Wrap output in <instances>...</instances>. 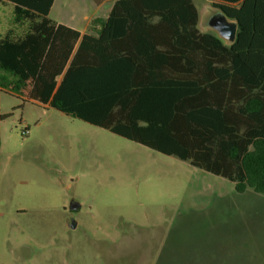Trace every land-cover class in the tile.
Masks as SVG:
<instances>
[{"label": "rangeland", "instance_id": "374dc122", "mask_svg": "<svg viewBox=\"0 0 264 264\" xmlns=\"http://www.w3.org/2000/svg\"><path fill=\"white\" fill-rule=\"evenodd\" d=\"M192 1L209 30L213 0ZM111 4L55 0L49 16L84 26ZM0 113V264H264V195L5 89Z\"/></svg>", "mask_w": 264, "mask_h": 264}, {"label": "trees", "instance_id": "16d2710c", "mask_svg": "<svg viewBox=\"0 0 264 264\" xmlns=\"http://www.w3.org/2000/svg\"><path fill=\"white\" fill-rule=\"evenodd\" d=\"M1 1L24 29L0 36V91L264 195V0H213L236 22L229 44L192 0H113L83 35L48 15L53 0Z\"/></svg>", "mask_w": 264, "mask_h": 264}, {"label": "water", "instance_id": "95a60500", "mask_svg": "<svg viewBox=\"0 0 264 264\" xmlns=\"http://www.w3.org/2000/svg\"><path fill=\"white\" fill-rule=\"evenodd\" d=\"M207 27L210 31L222 39L225 43L229 44L234 41L236 32V22L229 19L219 8L207 18ZM78 207L76 202H71L69 205L70 209ZM74 223V222H73Z\"/></svg>", "mask_w": 264, "mask_h": 264}, {"label": "crops", "instance_id": "0c3cea01", "mask_svg": "<svg viewBox=\"0 0 264 264\" xmlns=\"http://www.w3.org/2000/svg\"><path fill=\"white\" fill-rule=\"evenodd\" d=\"M54 1L52 2V5L50 7V9L52 8L53 4H54ZM107 1V0H105ZM105 1H103L102 3L100 4H96L97 6H101ZM113 1V0H112ZM1 3L5 4V3H10L12 4L11 2H8V1H1ZM13 7V5H12ZM50 9H49V12H50ZM49 15V13H48ZM96 17H99V16H92L91 18H88L87 15H83L82 19H84L86 21V24L84 26H78V25H75L74 23H71V22H64V21H61V20H55L57 23H60V24H63L67 27H70L74 30H77L80 35H83V34H95V31L98 29V25L97 24H94L92 21L94 18ZM53 19V18H52Z\"/></svg>", "mask_w": 264, "mask_h": 264}, {"label": "flooded vegetation", "instance_id": "af4514ba", "mask_svg": "<svg viewBox=\"0 0 264 264\" xmlns=\"http://www.w3.org/2000/svg\"><path fill=\"white\" fill-rule=\"evenodd\" d=\"M70 205V204H69Z\"/></svg>", "mask_w": 264, "mask_h": 264}]
</instances>
